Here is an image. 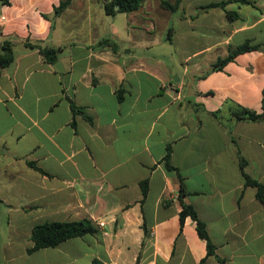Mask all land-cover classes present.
I'll list each match as a JSON object with an SVG mask.
<instances>
[{"label":"crops","instance_id":"1","mask_svg":"<svg viewBox=\"0 0 264 264\" xmlns=\"http://www.w3.org/2000/svg\"><path fill=\"white\" fill-rule=\"evenodd\" d=\"M108 1H0V42L19 40L0 69V264H221L180 224L178 174L224 264H264V206L237 155L264 184V122L211 114L261 111L264 0ZM25 40L61 50L48 62ZM246 40L257 48L211 69ZM83 218L95 232L27 251L34 225Z\"/></svg>","mask_w":264,"mask_h":264},{"label":"trees","instance_id":"2","mask_svg":"<svg viewBox=\"0 0 264 264\" xmlns=\"http://www.w3.org/2000/svg\"><path fill=\"white\" fill-rule=\"evenodd\" d=\"M3 3H7L8 0H0ZM71 0H61L60 4L55 7L54 14L60 13ZM180 0H174L172 3L167 0H161L160 5L163 8L169 10H175L178 7ZM229 2H238L242 4L250 3V0H221L218 2H209L204 5L203 8H212V7H224ZM141 0H110L105 4V10L107 13H114V8L117 7V12H131L139 8ZM229 17L232 16V13L227 12ZM172 28L169 27V33ZM17 39L8 38L0 42V69L9 66L14 60V45L17 43ZM23 44L29 47H37L42 56L48 62H54L61 50L60 47H53L49 45H43L40 42H29L27 40L22 41ZM257 48V45H251L249 40L244 41L242 44L237 45L234 48H229L228 54L219 58L216 62L212 64V70L221 69L222 66L228 61L232 60L235 55L238 53L246 52L251 49ZM74 111L79 108L72 106ZM213 116L222 120V121H249V122H264V97L261 102V111H256L247 106L237 104L231 100H226L223 103L221 108L211 112ZM236 144V143H235ZM237 146V145H236ZM171 146L166 147V154L164 155V164L168 170H175L178 173V169L172 165L170 160ZM237 155L239 158V167L245 178L246 186H253L256 189L255 196L264 206V184L260 183L256 179L250 177L245 171L244 167L246 165L245 158L241 155L240 149L237 146ZM180 180L179 186V201L181 205V210L179 212L180 224L182 225L186 216H190L195 222V228L198 235L206 241L207 256L214 255L221 264H224V260L219 258L215 253V245L211 242L209 235L207 233L206 225L203 221L199 219L194 207L186 203L183 200V197L187 194L183 185L181 175L178 174ZM141 190L143 196L146 192L147 180L140 182ZM96 231V227L93 222L88 218H83L80 220H70V221H51L43 222L33 226L30 234V239L33 241V246L27 251L31 252L36 249L43 247H55L60 242L73 238L83 236L85 234H90ZM147 231L145 230V234ZM198 264H205V258H203Z\"/></svg>","mask_w":264,"mask_h":264},{"label":"built area","instance_id":"3","mask_svg":"<svg viewBox=\"0 0 264 264\" xmlns=\"http://www.w3.org/2000/svg\"><path fill=\"white\" fill-rule=\"evenodd\" d=\"M1 19H2V18H1V16H0V21H1ZM102 224H103V223H100V225H102Z\"/></svg>","mask_w":264,"mask_h":264},{"label":"water","instance_id":"4","mask_svg":"<svg viewBox=\"0 0 264 264\" xmlns=\"http://www.w3.org/2000/svg\"><path fill=\"white\" fill-rule=\"evenodd\" d=\"M115 9H117V7Z\"/></svg>","mask_w":264,"mask_h":264}]
</instances>
